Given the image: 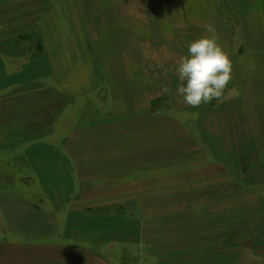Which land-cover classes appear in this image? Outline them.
<instances>
[{
    "label": "crops",
    "instance_id": "0c3cea01",
    "mask_svg": "<svg viewBox=\"0 0 264 264\" xmlns=\"http://www.w3.org/2000/svg\"><path fill=\"white\" fill-rule=\"evenodd\" d=\"M52 1L46 0V14L41 13L39 32L45 37V47L43 56L38 53L40 58L47 55L54 68L55 48L59 60L75 62L78 69L92 72L94 55L83 38L75 40L71 48L66 39L55 45L47 38L85 37L88 25L98 36L101 30L108 31V45L98 47L97 55L103 48L109 49V73L115 75V67L120 68L127 78L114 81L116 91L94 112L92 124L84 126L91 120L79 124L84 128L77 125L68 134L63 141L66 152L59 151L55 142L43 140L27 145L26 159L21 161L13 152L22 147L21 139L12 144L0 142L4 154H15L9 160L13 166L0 157V164L7 165L0 171V179L18 176L40 181L46 193L36 202L20 197L15 205H1L0 264H199L197 245L201 241L212 247L215 229L213 221L210 226L202 225L197 215L195 220L183 215L192 208L182 203L183 196L207 194L188 185L186 179L193 177L184 174L191 172L190 165L208 163L187 156L188 150L183 154L180 146L195 149L189 133L198 132L207 146L211 147V137L223 143L227 156L230 148L236 151L243 167L246 154L252 153L253 159L260 160L253 162L254 180L264 187V168L257 164L264 165V115L241 108L240 96L234 97V101L240 98L234 103L227 96L229 91L240 95L234 90L244 79L245 54L264 52V0H56L58 8L51 6ZM41 3L0 0V36L17 37L1 41L0 47L13 53L4 55L14 63L19 64L18 57L26 48L20 40L33 36L34 30L37 35L32 10H40ZM207 24L215 27L219 44L230 54L234 79L223 102L214 99L191 107L176 95L177 63L188 55V45L206 34ZM2 64L0 61V101L4 106L0 113L5 121L13 117L17 125V116H27L18 109L21 98L31 104L50 91L47 78L54 75L46 64L44 73L35 72L32 63L18 66L27 72L17 71V66L12 72ZM134 69H141L142 77L133 76ZM166 85L171 95L162 93ZM260 108L264 110V105ZM49 113L48 107L38 113L30 109L28 117L46 125ZM155 131L158 136L151 137ZM167 132L175 133L176 142L167 141L173 140ZM230 132L239 136L230 139ZM83 133L93 137L86 141ZM23 163L28 172L17 168ZM235 169L239 178L243 173L244 180L246 170ZM41 199L52 205L43 206ZM226 225L218 226L223 234L218 242L229 241V223ZM205 253L201 262L219 264L213 247Z\"/></svg>",
    "mask_w": 264,
    "mask_h": 264
},
{
    "label": "rangeland",
    "instance_id": "374dc122",
    "mask_svg": "<svg viewBox=\"0 0 264 264\" xmlns=\"http://www.w3.org/2000/svg\"><path fill=\"white\" fill-rule=\"evenodd\" d=\"M41 1L42 8L37 10L34 7L32 10L36 22V28L38 29L37 35H35L36 30H34L35 34L33 36L20 40L26 45V48L18 57L19 64H17V61L16 63L12 62L4 55L5 53L7 55L10 53L13 54L12 52H4L3 48L0 47V61L3 63L2 65H6V62L9 61L10 63L7 64V68L10 71L12 70V72H14L15 67L17 66V71L23 69L27 72V68H19L18 66H23L24 64L29 65V63H32L35 65V72L39 71L44 73L46 64L48 70L52 71L54 75L52 78V75L50 74L47 78L50 80L48 85L52 87L50 91L41 97L32 100L31 104H29L25 98H21V104L18 109H22L27 116H17L19 120L17 125H15L13 117L10 120L5 121L0 113V142L6 141L12 144L17 141V138L21 139L22 147L14 148L13 151L21 161L26 159L25 153L29 150L28 147H26L27 145L32 146L43 140L55 142L59 151L66 152L63 141L68 137V134H70L77 125L78 128H81L79 124L83 125L84 122L89 120L91 121L84 124V126L92 124L94 112L98 110L100 104L105 102L109 95L112 96L113 91H116L114 88L117 84H115L114 81L125 82L127 78V76L122 77V75H125L126 71H120V68L115 67V75L114 73H109L110 64H112V61L107 59L108 55H110L109 49L103 48V51L99 54L100 56L97 55L96 50L98 47L108 45L110 39L108 31L101 30V34L98 36L92 34L88 25L85 29V37L62 36L47 38L55 45L61 43L63 39H66L68 48L72 47L75 40L83 38L86 41L87 48L89 47L88 51L91 50L94 55L92 72L88 73L83 69H78V64L75 62L59 60V53L53 47L54 50L52 56H54V59L56 60L54 68L47 60V55L40 58L38 53L44 55L45 37L40 35L39 24L42 19L41 13L43 12V15L46 14V10L43 9L46 7V0ZM52 2L51 6L53 7L52 4H54L53 8H58V6L55 7L57 1L53 0ZM37 3L39 7L40 2L38 1ZM257 37L261 40L263 39L258 35ZM8 38H16L17 40V37H5L1 35L0 43ZM254 39L257 38L253 37V40ZM261 45L262 42L259 46ZM13 46L14 45L11 44V47ZM29 48L32 50L30 51ZM254 49L256 48L254 47L253 50ZM262 51L263 49L260 51L254 50L245 54L248 60H245L246 64L242 70V76L244 75V79L242 80V85L236 87L234 90V93L240 95H235L230 91L229 95H227L229 100L232 99V103L237 102V100L240 99L237 98V100L234 101V97L240 96L241 108L253 112L252 114L258 113L261 117L264 115V110L261 111L260 108V106L264 105V52ZM145 70L154 74L152 73L153 71L148 68ZM135 72L136 70L134 69L133 76L142 77L141 69L138 72ZM116 74L118 76H116ZM42 77L44 78V75H42ZM81 92H84L85 95L83 93L80 94ZM6 103H10V101L6 100ZM3 106V100H1L0 110ZM46 107L50 108V113L48 114V119L50 121L46 125L42 121L34 123L33 120L28 117L30 109L35 110L38 113L42 112ZM241 112L244 113V111ZM231 118L233 117L231 116ZM26 119H30V123H25ZM22 123L24 125H22ZM153 125L154 124L150 126L152 127ZM15 126H17V131H14ZM231 128L235 129L237 128V125L232 126ZM51 132H53L52 135H50ZM93 132H97V130L94 129ZM167 133H171L173 139L167 141L174 142L175 140L173 137L175 133ZM189 134L194 138L195 149L193 147L190 149V147H187V144H183L184 147L180 146V150L183 154L188 150L189 152L187 156L195 157L193 159H198L199 162L205 161L208 164L198 163L195 166L188 165L189 167H192L191 172H186L184 175L193 178L186 179V183L192 188L196 187L198 191L201 190L207 192V194L183 196L182 203L192 207L188 208L189 211L184 212L183 215L192 220H195L197 215V219L202 225L208 223L207 225L210 226L213 221L212 225H214L215 235L212 247L215 262L217 261L219 264H264V187L259 186V181L254 180L253 176V162L255 161V158L260 161L259 157L253 159L252 153L250 155L246 154L245 158L248 159H246V164L243 167V164L238 161L239 158L237 159L236 151L230 148L229 156H227L228 149L223 146L222 142H217L216 139L209 137L208 144L211 145L210 147L205 144L204 139L201 140L199 138L200 133L191 132ZM74 135L75 137L78 136L77 133ZM150 135L151 137L152 135L157 137L158 133L155 131L151 132ZM238 136L239 133L230 132V139H236ZM92 137L93 135L84 134L83 138L86 141H90L88 139ZM14 153L8 152L4 154L2 149H0V157H3L2 161L8 162L10 159H14ZM249 156H251V158H249ZM261 161L264 162L263 160ZM257 164L259 168H264V165L261 163ZM11 166H13L12 163ZM6 167L7 165L2 162V164H0V171L2 172ZM18 167L23 173L29 171L28 166L25 163L19 164L17 168ZM209 167H212L213 170H210ZM235 167H238L240 172L243 171V168L246 170L244 180L241 176L243 173H240L239 178V173L236 171ZM195 168L198 169L197 173ZM10 175L14 174L11 173ZM39 183L40 181L21 180L18 179V176L17 179H0V209L1 205L12 206L17 204V199L20 197L36 202L39 195H46V193L40 188ZM209 189H212L213 193H211ZM41 204L46 207L52 205L45 200H42ZM223 222L225 223V227L227 226L226 223H229L228 243L225 241L218 242L223 235L221 233L222 227L219 228L218 226ZM203 230V228L199 229V233ZM207 230H211L210 227H208ZM197 247L199 255V261L197 260V262L199 264H206L205 261L201 262L200 259L206 255L205 252L208 251L209 253V249H212V247L209 246V243L204 244L201 241H199Z\"/></svg>",
    "mask_w": 264,
    "mask_h": 264
},
{
    "label": "clouds",
    "instance_id": "9594fccd",
    "mask_svg": "<svg viewBox=\"0 0 264 264\" xmlns=\"http://www.w3.org/2000/svg\"><path fill=\"white\" fill-rule=\"evenodd\" d=\"M206 34L188 45V55L181 56L176 73L179 84L176 95L182 103L199 107L214 99L223 102L225 91L234 79L230 54L218 42L213 25H205ZM164 94H172L167 85L161 89Z\"/></svg>",
    "mask_w": 264,
    "mask_h": 264
}]
</instances>
